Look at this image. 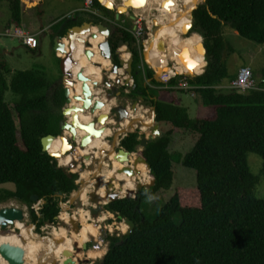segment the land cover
<instances>
[{
    "label": "trees",
    "instance_id": "16d2710c",
    "mask_svg": "<svg viewBox=\"0 0 264 264\" xmlns=\"http://www.w3.org/2000/svg\"><path fill=\"white\" fill-rule=\"evenodd\" d=\"M3 1L9 10L6 26H21L22 0L0 3ZM94 6L99 10L92 15L94 23L110 25L109 13L115 18V11L98 0ZM66 20L55 22L53 33ZM72 25L66 22L61 33ZM226 25L242 37L264 44V0H206L199 4L193 11L194 32L187 34L202 36L205 70L178 73L167 82L153 79L154 70L144 63L142 44L129 27L114 24L111 28L108 40L114 63H119L114 52L119 41L129 42L132 48L133 87L125 86L128 97L137 100L142 96L143 104L155 107L156 122L172 127L151 138L140 152L151 166L149 179L153 176L155 184L140 189L136 198L122 197L105 205L118 221L120 214L135 226L130 234L106 235L108 249L100 264H264V200L254 194L258 179L247 162V153L258 154L264 172V66L255 88L218 87L229 78L226 57L233 52L224 36ZM120 51L121 57L130 56L126 45ZM0 58V185H14L13 189H0V201L16 199L26 204L39 230L46 223H56L60 199L66 201L78 187V174L69 177L41 144L43 136L60 134L64 87H52L44 66L12 70ZM179 79L201 96L202 106L194 117L181 102L180 95L187 91L178 86ZM8 91L15 95L11 101L6 99ZM173 128L198 134L184 154L169 151ZM140 136L139 129L129 132L120 145L135 152ZM174 161L195 169L196 186L177 187L150 219L142 204L171 187ZM33 195L44 199L39 209L33 207L37 202Z\"/></svg>",
    "mask_w": 264,
    "mask_h": 264
},
{
    "label": "bare ground",
    "instance_id": "6f19581e",
    "mask_svg": "<svg viewBox=\"0 0 264 264\" xmlns=\"http://www.w3.org/2000/svg\"><path fill=\"white\" fill-rule=\"evenodd\" d=\"M103 3L104 1L101 0ZM124 1V2H123ZM126 1V2H125ZM156 6L155 9L159 11V16L157 19V26L155 30H153L147 39V43L145 48L149 51L152 48L163 51L167 54V58L169 63V67L166 69L164 73L159 72L158 75L161 78H169L175 74H186V73H194L200 74L203 72L206 66V59L204 57L203 50L201 48L202 45V36L199 34L194 35H184L183 28L191 19V12L197 6L200 0H172L173 5L164 4L162 8H159L158 3L160 4L164 0H155ZM110 5L115 2L114 0H108ZM152 2V0H122L121 10L125 11L128 9V6H133L134 9H146L147 6ZM152 7V6H151ZM149 8V6H148ZM137 12V10H136ZM154 23V21H152ZM91 32H97V27L92 26ZM88 32L83 34V38L90 42V46H86L84 41L76 42V48L73 52V56L76 60V64L73 65V72L76 73L79 69H83L84 73L90 78L89 85L94 92L95 99H101L104 104H107L106 111L109 112L111 106L115 103V99H108L106 97H100L98 89L94 87L93 81L101 82L102 79V70H108L111 66V61L108 58H105L100 54V50L98 48V43L104 40L105 35L103 33L97 32L96 38H88ZM67 42V39L65 40ZM198 44V45H197ZM200 48V50H198ZM85 49H90L94 52L92 60H88L84 51ZM187 52V59L194 64V67H189L188 63L185 60L184 53ZM59 55H64L59 52ZM127 61L129 56L122 57ZM92 61L99 63V65L92 63ZM126 65V64H125ZM122 76H128L124 73V67L120 70ZM115 73H110L109 79L115 80ZM81 85L82 81L77 80L73 87L69 86L71 89V95L75 93H81ZM73 104L77 103L74 99L72 101ZM80 103V102H79ZM137 108V111H133L131 107H129V116L126 117L118 127L114 131H119L121 133H126L129 131H133L135 129H150V127L154 124L153 116L151 112H142ZM145 110V109H144ZM148 113V115L146 114ZM97 114V110L94 115L90 113L79 112V119L82 122H88L92 120V118ZM111 128L108 130L107 134L110 136L114 135V132ZM145 132V131H144ZM66 133H68L66 131ZM86 132L84 130H78L77 139L80 136L84 135ZM146 134H149L145 132ZM104 137L106 135L102 133V135L98 138V141L89 143L85 148H76V151L73 153H69L65 157L59 159V164L62 166H67L71 163V161L77 159L78 155H84L87 153H93L94 157H98L101 149L108 152L110 157L113 159V168L107 169V165H105V169L100 173V177L104 181V183L99 187L98 194L101 195L102 204H105L108 200V195L106 194V186L105 182L109 177H116L118 180L125 181L124 186H119L118 182H115V188L122 189L119 191L120 196H124L128 189L135 190L136 186L139 183H148L150 182L148 167L145 162L138 161L135 163V159L137 157V153L134 152L129 155V160H120L116 159V152L113 150V145L110 142H105ZM118 140H115L117 142ZM63 142L61 137H57L52 140L50 144V151H58L62 147ZM93 151V152H91ZM135 170L134 175H127L124 171L117 170L122 169L127 165ZM140 165V166H139ZM137 168V169H136ZM77 170V168H74ZM96 171V170H95ZM93 173H97L96 172ZM114 172L116 175H113ZM91 172L89 170H84L81 172L80 176L82 179H86ZM94 181L90 185L83 186L82 190L78 194V198L82 201L83 205L88 203V192L92 190ZM121 187V188H120ZM76 196V192H73V197ZM77 198V197H76ZM68 203L65 202L63 206V210L59 216V218L65 223H69L70 219H75L80 223V229L78 231L68 229L64 226H52L49 230V235H51L55 240L58 241L57 246L54 250L50 249V240L45 237L42 238L39 234L34 233L33 228L28 226L26 223L16 220L14 223V227L19 229V233H16L13 229L9 232H1L0 230V244L7 242L14 245H20L24 249V262L23 264H52L51 261L53 259L63 264L64 259L67 258V255H62L61 252L63 250H69L70 256L73 259V262H69L68 264H82L85 258H89L92 260L102 259L105 255L107 245H104L102 241H100L101 236V228L102 224L109 221V219L113 216V214L109 211H103L100 215L93 217L90 215L88 209L83 207H77L73 209H68ZM114 226L125 232L127 230V223L125 221H121L120 223H111L109 225H105V228H109V230H113ZM102 240V239H101ZM90 241H95V246L89 247L88 249L84 248V244H88ZM0 264H9L7 260H5L0 254Z\"/></svg>",
    "mask_w": 264,
    "mask_h": 264
},
{
    "label": "water",
    "instance_id": "95a60500",
    "mask_svg": "<svg viewBox=\"0 0 264 264\" xmlns=\"http://www.w3.org/2000/svg\"><path fill=\"white\" fill-rule=\"evenodd\" d=\"M102 2L101 0H98ZM129 1V0H127ZM206 0H203L201 3L205 2ZM124 2V1H123ZM126 2V1H125ZM172 0H164L160 4H158L159 8H162L164 4L168 5H173ZM199 3V4H201ZM198 4V5H199ZM106 8L115 11V17L119 18L121 13L127 12L129 8H133V6H128V9L125 11H120L121 10V4L116 5L115 2L112 4V6L105 5L104 3L102 4ZM197 6H195L194 9H196ZM191 12V19L185 25L183 28L184 35L187 33H193L194 31H191V28L193 26V11ZM157 10V9H156ZM154 24L157 26V19H153ZM96 26L97 27V32L103 33L105 35V38L103 41L98 43V48L100 50V54L103 55L105 58L110 59L111 61V66L108 70H102V79L100 83H103L107 87H110L113 84L119 85V84H124L126 86H130L131 88L133 87V75H132V63H133V53H132V48L127 41H119L117 48L115 49V53L118 56L119 63H114L112 60L113 56V49L112 46L108 40V36L111 33V28L104 23H94V21L90 18L88 20L80 23V24H75L67 28L66 33L61 36L59 34L55 35L53 38V47L56 52H61L64 55L60 57V70L63 75V87H64V96H65V103L62 108V115L64 116L65 119L61 120L60 123V130L62 133L58 135L54 134H47L41 138V144H42V150L48 152L51 156L55 157L58 162L59 159L62 157H65L69 153H73L76 151V148H85L86 146L89 145V143L93 140V138L100 137L104 131V129L109 126L107 121L110 118L109 113H99L98 115H95L92 120L88 122H82L79 119V112H84V113H90L91 115L95 114V111L97 109H101L104 105V102L101 99L96 98L94 92L92 91L90 85H89V80L90 78L84 73L83 69H79L76 73L73 72V65L76 64V60L73 56V52L76 48V42L84 41L85 45L88 47L90 46V42L87 41L86 39L83 38V34L86 32H91V27ZM97 32L89 33L88 38H96L97 37ZM67 39V42L63 40V38ZM149 33H145V38L148 39ZM122 45H126L127 51L130 52V56L125 61L121 57V51L120 47ZM202 49L205 53V47L202 42ZM86 57L88 60H92V57L94 55V52L90 49H85L84 51ZM142 54H143V61L148 65V67L152 68L154 70V75L153 79L159 82H163L164 79L161 78L158 75V72L155 71L153 68V63L150 62V59L148 58L147 51L142 49ZM92 63L99 65V63H96L92 61ZM126 64V65H125ZM207 64V61H206ZM124 67V73L128 75V78L125 79V82H122V75H121V68ZM205 70V68H204ZM203 70V71H204ZM110 73H115L116 78L114 81H111L109 79ZM82 81L81 85V93H75L71 95V89L69 86L73 87L76 81ZM132 81V83H131ZM149 81V80H148ZM98 81H93V85L95 88L98 87L100 84ZM119 93V92H118ZM73 99L77 102L75 104L72 103ZM143 97L140 96L139 99L135 100L130 106L129 105H123V104H117L111 107L113 111L116 112L117 117L115 119V125L118 127L120 122H122L126 117L129 116V107L132 108L133 111H137L139 101H142ZM80 102V103H79ZM151 114L153 116L154 124L152 125L151 128V137H148L146 134L141 135L140 137V145L143 147L148 143V141L151 138H155L156 136L160 135V129H159V123L156 122L155 117H156V110L155 107H152ZM84 130L86 133L82 136H80L79 140H77L78 136V130ZM66 131L69 133L67 134ZM135 131V130H133ZM129 131V132H133ZM140 133L142 131H139ZM128 132H126L125 135H127ZM61 137L63 145L58 151H53L51 152L49 147L53 139L57 137ZM108 141L109 138L107 137ZM113 145V150L116 152V159L120 160H129V155L134 153L132 151H129L125 149L123 146L120 145V141L115 142L114 138L113 141H111ZM100 154L98 157H94L93 153H87L84 155H78L77 159L71 161V163L67 166H64V171L67 173L69 177L72 176L73 173H76V171L73 169L78 168L79 170L77 171V174L79 177L76 180V183L78 184V187L74 189L71 194L69 195V198L67 201L69 202L68 209L70 210L72 208L71 204L73 200L78 197L79 192L82 190L83 186L85 185H90L93 180V189L88 192V196L90 198V201L92 202V205H88L87 209L90 212V215L93 217H96L100 215L103 212L104 207L100 205L102 201V196L99 195L98 189L99 187L104 183L102 178L99 176L100 173L105 169V165H107V169H112L113 168V159L110 157L107 151L101 149L99 150ZM93 152V151H91ZM138 161L145 162L149 171L151 170L150 164L147 162L146 158L142 155V153H139L135 159V163ZM60 165V164H59ZM131 164L122 167V169H118L117 172L120 170L124 171L127 173V175H134L135 170L130 166ZM61 166V165H60ZM84 170H89L91 174L86 178L82 179L80 174ZM97 171V173H93L94 171ZM95 171V172H96ZM113 175H116L114 172ZM152 176V175H151ZM115 182H118L119 186H124L125 181L123 180H118L116 177L112 176L109 177L108 180L105 182L106 186V194L108 195V200L106 204L110 201H114L118 198H121L119 191L122 189H117L115 188ZM155 184V178L152 176L150 182L148 183H138L136 186L135 190L128 189L127 192L125 193L124 197H134L136 198L137 192L142 189V188H149ZM120 187V188H121ZM73 192H76V196L73 197ZM33 200L40 201L37 195L32 196ZM42 202H44V199H42ZM63 201L59 202L60 207H63ZM111 213H114L111 211ZM115 214V213H114ZM25 216V211L24 208L21 206L17 205H9V206H3L0 207V229L7 228L10 225H14L16 220H23ZM119 218H121V221H125L128 225L127 230L123 232V234H130L133 231V228L135 226V223L133 220H131L129 217H122V215H118ZM67 225L69 224V230H75L78 231L80 229V223L75 220V219H70L69 223H66ZM34 225H31V228H33ZM14 231L16 233H19V229ZM42 238H49L50 240V249L49 250H54L55 247L58 244V241L55 240L49 233L42 234L40 235ZM108 245V242H107ZM85 249H88V244L83 245ZM0 254L1 256L7 260L9 264H23L24 262V249L20 245H14L11 243H1L0 244ZM62 255H67V258L64 259L63 264H68L69 262H73V259L68 256L70 254L69 250H63L61 252ZM89 258H85L84 262H89ZM52 264H60L57 260L53 259L51 261ZM91 264H96L93 260V263Z\"/></svg>",
    "mask_w": 264,
    "mask_h": 264
},
{
    "label": "rangeland",
    "instance_id": "374dc122",
    "mask_svg": "<svg viewBox=\"0 0 264 264\" xmlns=\"http://www.w3.org/2000/svg\"><path fill=\"white\" fill-rule=\"evenodd\" d=\"M114 1H115L116 5L122 3V0H114ZM202 1L203 0H200L198 2V4L201 3ZM155 2H156L155 0H152V2L148 5L149 8L147 6L146 10L129 8L127 12H124V13H122L121 16H119L118 20L112 21L113 19H111V22H109L111 25L110 28H112L114 24H120V25L129 27L131 29L133 27V24H134L133 19L131 17L138 15L141 19L143 26H145V31L147 33H151L156 28V25L152 21L154 18L159 16V11L155 9V6H156ZM68 4H69L68 1H65V0H46V3L44 5L45 14L43 15L44 23L46 24L47 20L51 16H53V15L58 16V15H61L62 13H64L65 11H67ZM136 10H137V12H136ZM22 15H23L22 16L23 21L21 23V27L23 29L32 31V28H36V27L40 28L41 17L39 19V16L35 15L33 10H31V8L29 6L25 5L23 7V14ZM109 15H110L109 17H112V13H109ZM151 23L153 24V26H152L151 30H149L148 28H146V25H151ZM13 28H14V26H11L12 30H13ZM223 31H224V36H225L226 41L229 44H231L233 47V52L229 53V55L226 57L227 68H228V72H229V78L225 80L224 85H227V83H229V81L232 78H235L239 67H241L242 65L251 63L252 61H250V60L252 59L253 55H256V53L258 54V55H256V57L258 59L254 60V63H255V68H256L257 73L255 72L253 65H250V66L253 70V76H254L255 80H256V77L258 79H260V71H261L262 67L264 66V44H259L253 40H249V39L242 37L241 35L238 34V32H234L235 30H233L228 25H226L224 27ZM37 38L39 40L40 39L44 40V43L41 45L40 49L32 51V50H29L26 46L22 45L20 40L17 37L0 36L1 47L7 49V52L4 55H2V53H1L0 57H3L5 59L6 63L9 65V67L12 70L31 69V68H37L38 66L45 65L46 71L48 74V78L53 83L52 87L58 86V85H60V83H56V81L59 80V77L61 76L62 73L60 70V64L58 62V59H57V57H55L54 47L52 45V41H53L54 37L52 36L51 33H49V31H47L46 33L38 34ZM143 48L144 47H142V49ZM259 49H261V51H263L260 54L258 53ZM145 50L147 51V55H148V58L150 59V62L153 63V68L155 69V71H157L158 73L159 72L164 73L166 71V69L169 67V63H170L168 61L167 54L164 53L163 51L157 50L155 48H152L149 51L145 48ZM198 50H200V48H198ZM192 74H194V73H192ZM126 78H128V76L122 77L123 83L125 82ZM111 81H113V80H111ZM131 83H132V81H131ZM125 86L126 85H124V84H119V85L113 84L110 87H107L103 83H100L97 87L98 92H99L98 96H100L101 98L106 97L108 99L114 98L115 103L111 107H113L114 105H117V104H123V105H129L130 106L135 100L128 97L127 93L129 92V89L125 88ZM220 88L223 90L228 89L226 87L225 88L220 87ZM122 91H124L125 94H122L121 93ZM51 92H52V89L48 91L49 97H50ZM13 96L15 97V95H13V93L11 91H8L6 93V99L8 101L13 100V98H14ZM195 96L197 98V101L199 102L201 100L200 94L196 92ZM180 98H181L182 104L184 106L188 107L190 115L192 117H194L196 114V108L198 106V103L195 102L196 98L193 97L189 92L182 93L180 95ZM107 106H108L107 104H104L101 109H97V114H96V115H98L99 113H109V116H110V118L107 121L109 126H107L103 131V133L106 135V137H104V141L105 142L108 141L107 137L109 135L107 134V132L111 128L113 129L112 131L114 132V135H113V137L109 136L108 137L109 140L113 141V138H114V141L115 140L120 141V139H118V138L121 137L120 135L122 133L119 131H114L117 128V126L115 125V119L117 117V114L111 108H110V111L107 112L106 111ZM138 107H141V109L140 108L139 109L142 112L146 111L149 113L152 110V106H146L141 101H139ZM148 113H146V114L148 115ZM62 119H65L64 116ZM171 127L172 126L170 124H167L164 122L160 123L159 124L160 134L164 133L166 130L170 129ZM151 128H152V126L150 127V129H145V130L139 129V131H142L141 133L140 132L139 133L141 135H143V134H146L145 132H147L149 134H146V135L148 137H151ZM197 137H198L197 133L185 131L181 128H173L172 141H171L170 146H169V151L177 150V151H180L184 154L185 152H187L188 150H190L192 148ZM98 138L99 137L93 138V140L91 142H93V143L95 141L97 142ZM77 140H79V138ZM110 141H108V142H110ZM142 149H143V146L139 144L137 147V150L135 152L137 154H139ZM247 162H248L249 171L254 176H256L258 179V182H257L255 189H254V194L257 198L264 200V172L262 171V162H263L262 158L254 152H249V153H247ZM172 168H173V172H174V177H173V183H172L171 187L166 189V190H162V191L156 193L155 195H153V197H154L153 200H149L147 198L142 204V211L150 219H153L155 217L156 212L161 208V206L164 204V202H166L174 194L177 187L191 188V187L196 186V171H195V169L186 167L181 162H176V161L173 162ZM78 170H79L78 168H77V170H75L76 173ZM149 172L150 171L148 169V174H149ZM149 176H150V174H149ZM78 177H79V175H78ZM150 179H151V177H150ZM2 188H12L13 189L14 185L12 183H5V184L0 185V189H2ZM122 197H124V196H122ZM60 200L63 201L64 197H62ZM65 202H68V201L67 200L63 201V203H65ZM42 203H43L42 200L37 201L36 203L33 204V207L36 209H39L40 205ZM9 205H17V206L23 207L24 211H25V216H24L23 220H21V221L26 223L28 226L34 225L33 231H34V233H37L39 235L49 233V230L51 229L52 226H56V227L64 226L68 230L70 228L69 224L67 225L58 216L56 223H54V224L53 223H46L45 225L41 226L40 229L38 230L37 224L32 220L30 212H29V208L26 204H23L16 199H8V200H1L0 201V207L9 206ZM68 205H69V203H68ZM88 205H92V202L90 201L89 196H88V203L86 205H83L82 201L77 197L73 200V202L71 204V206H72L71 209L77 208V207H83V208L87 209ZM100 205H102L105 208L106 203L105 204L100 203ZM62 208L63 207H61V211H60L59 215L61 214V212L63 210ZM103 211H109V210L103 209ZM109 212H111V211H109ZM112 214H113V216L109 219V221H106L105 224L103 223L101 225L102 228H101L100 241H102V243L104 245H107V241L104 240L107 234H114V233H117V235L123 234V232L121 230H119L118 228H116V226H114V229L112 231L109 230V228H105L106 224L109 225L113 222L114 223H120L121 222V221L117 220L116 215L114 213H112ZM175 219L179 220V216L178 215L175 216ZM12 229L18 230L13 225H10L7 228L0 229V230H1V232L5 233V232H9ZM88 244H89V246H88V248H89V247L95 246L96 243H95V241H90V242H88ZM106 248L108 249V245L106 246ZM100 260L101 259H97V260H94V262L96 264H100ZM91 263H93L92 259H90L89 262H82V264H91Z\"/></svg>",
    "mask_w": 264,
    "mask_h": 264
},
{
    "label": "crops",
    "instance_id": "0c3cea01",
    "mask_svg": "<svg viewBox=\"0 0 264 264\" xmlns=\"http://www.w3.org/2000/svg\"><path fill=\"white\" fill-rule=\"evenodd\" d=\"M65 1H68V3H69L68 4L67 11H65L64 13H62L61 15H58V16H54V15L51 16L47 20V22L45 24L44 23V20H43V15L45 14L44 5L46 3V0H22V4H21L22 5V14H23V7L25 5H27V6H29L31 8V10H33V12H34L35 15H38L39 16V19L41 17V19H40L41 20L40 28H37L36 27V28H32V31L31 30H27V31H29L32 34H35L36 36L38 34L46 33L47 31H49V33H51L53 37L55 35H57V34L63 36L66 33L67 29H66V31L64 33H61V31H63L64 26L66 25V22H73L74 25L75 24H80V23L88 20V18H90V19L93 20V16H92L93 13L94 14H99V10L95 6H94L95 8H93L95 12H93V9L91 11H85L84 8H83L84 7L83 0H65ZM143 10H146V9H143ZM121 15H122V13L120 14V16ZM134 17L135 16H133L131 18L134 20ZM8 18H9L8 6H7V3L3 1V2L0 3V29H2L4 27H7L6 26V22H7ZM62 18H67V20L64 21L61 24V26L59 27V30L58 31H56L55 33H53L52 25L55 22L61 20ZM111 19H113L112 21L118 20V18H116V17L115 18L114 17L113 18L110 17V20ZM22 21H23V18H22ZM107 25L110 27L109 24H107ZM234 32H237V31H234ZM63 40L65 41L66 38L64 37ZM43 43H44V40L40 39L39 40L38 47H36V48H30V47H27V46L26 47L29 50L35 51V50L40 49L41 48V45ZM52 45H53V41H52ZM0 50H1L2 55H4L7 52V49L1 47V45H0ZM54 52H55V57H61L62 56V55H59V52H56L55 50H54ZM261 52H263V51H261V49H259L258 50V53L260 54ZM256 55H258V54L256 53ZM256 55H253L252 56V59L250 60L252 62L251 63H248V65H253V68H254L255 72L257 73L256 68H255V63H254V60L258 59L256 57ZM43 66H45V65H43ZM45 68H46V66H45ZM257 80H260V79H258L256 77V81ZM62 81H63V75L61 74V76L59 77V80H57L56 83H60V84L63 85ZM222 86H224V83L218 85V87H222ZM193 97L196 98V96H193ZM195 102L198 103V106L196 108V113H197L198 112V109H200V107L202 106V102H201V100L198 102L197 101V98L195 99ZM188 111H189V109H188Z\"/></svg>",
    "mask_w": 264,
    "mask_h": 264
},
{
    "label": "built area",
    "instance_id": "2783aa9c",
    "mask_svg": "<svg viewBox=\"0 0 264 264\" xmlns=\"http://www.w3.org/2000/svg\"><path fill=\"white\" fill-rule=\"evenodd\" d=\"M83 3H84L83 8L85 11H91L93 8H95L94 0H83ZM100 3L103 4V2H100ZM93 12H95L94 9H93ZM133 22L134 24H133V27L131 28V31L133 35L136 37L137 42L141 43L142 47L145 48V45L147 43V39L145 38V33H147L145 31V26H143L141 19L138 15H135ZM152 26L153 24L151 23V25H146V28L151 30ZM0 36L17 37L23 45L30 47V48H36L38 47V44H39V40L35 34L30 33L29 31L23 29L20 26H14L13 30L11 29V27L2 28L0 29ZM175 76L176 75H173L167 79H164V82H167L168 80H170L172 77H175ZM178 86L185 89L192 96H195L196 91L192 90V87L187 86L184 83V80L179 79ZM256 86H257V83L253 76V70L250 65L245 64L239 67L235 78L231 79L229 83H227V85H224L222 87L223 88L226 87L228 89L234 88L240 91H246L248 89L255 88ZM125 134L126 133H122L120 135L121 137H119L118 139L121 140V138L124 137Z\"/></svg>",
    "mask_w": 264,
    "mask_h": 264
},
{
    "label": "snow or ice",
    "instance_id": "6c2138e0",
    "mask_svg": "<svg viewBox=\"0 0 264 264\" xmlns=\"http://www.w3.org/2000/svg\"><path fill=\"white\" fill-rule=\"evenodd\" d=\"M111 5H109V7H110ZM184 56H185V60H186V62L188 63V65H189V67L191 68V67H194V64L191 62V61H189L188 59H187V52H185L184 53Z\"/></svg>",
    "mask_w": 264,
    "mask_h": 264
},
{
    "label": "clouds",
    "instance_id": "9594fccd",
    "mask_svg": "<svg viewBox=\"0 0 264 264\" xmlns=\"http://www.w3.org/2000/svg\"><path fill=\"white\" fill-rule=\"evenodd\" d=\"M148 199H149V200H153L154 197H153V196H149Z\"/></svg>",
    "mask_w": 264,
    "mask_h": 264
},
{
    "label": "flooded vegetation",
    "instance_id": "af4514ba",
    "mask_svg": "<svg viewBox=\"0 0 264 264\" xmlns=\"http://www.w3.org/2000/svg\"><path fill=\"white\" fill-rule=\"evenodd\" d=\"M60 133H62V131H61V130H60ZM67 134H68V133H67ZM109 136H110V135H109ZM109 136H108V137H109ZM112 137H113V136H112ZM104 209H105V208H104ZM93 245H94V244H93Z\"/></svg>",
    "mask_w": 264,
    "mask_h": 264
}]
</instances>
